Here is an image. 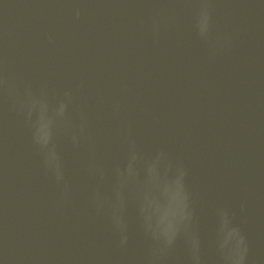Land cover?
Returning a JSON list of instances; mask_svg holds the SVG:
<instances>
[{"label":"water","instance_id":"obj_1","mask_svg":"<svg viewBox=\"0 0 264 264\" xmlns=\"http://www.w3.org/2000/svg\"><path fill=\"white\" fill-rule=\"evenodd\" d=\"M0 264H264V0H0Z\"/></svg>","mask_w":264,"mask_h":264}]
</instances>
